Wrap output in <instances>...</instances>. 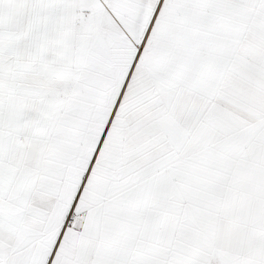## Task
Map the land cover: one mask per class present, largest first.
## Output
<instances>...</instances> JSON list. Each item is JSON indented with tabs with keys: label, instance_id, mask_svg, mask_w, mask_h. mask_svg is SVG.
I'll list each match as a JSON object with an SVG mask.
<instances>
[{
	"label": "snow or ice",
	"instance_id": "6c2138e0",
	"mask_svg": "<svg viewBox=\"0 0 264 264\" xmlns=\"http://www.w3.org/2000/svg\"><path fill=\"white\" fill-rule=\"evenodd\" d=\"M0 264H264V0H0Z\"/></svg>",
	"mask_w": 264,
	"mask_h": 264
}]
</instances>
